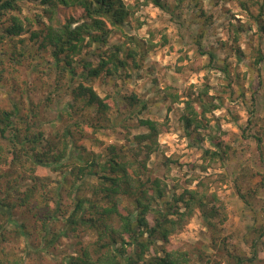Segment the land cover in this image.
<instances>
[{
	"label": "rangeland",
	"instance_id": "1",
	"mask_svg": "<svg viewBox=\"0 0 264 264\" xmlns=\"http://www.w3.org/2000/svg\"><path fill=\"white\" fill-rule=\"evenodd\" d=\"M126 1L135 8V15L126 26L125 34L115 32L104 47L114 48L121 43L124 48H132L131 38L137 37L144 52L143 57L137 56L140 66L129 59V67L118 75L110 78L103 74L85 82L102 97L120 93L150 99L149 108L140 116L164 123L168 129L158 136L157 150L147 158L150 172L144 177L159 176L167 182L170 191L175 189L177 193L197 189L204 194L208 207L218 209V217L211 219L195 207L173 235L170 247L189 250L192 264H235L231 253L241 256L244 264H264V235H260L264 230V61L257 62L256 58L259 49L264 52V30L260 28L264 25V0H184L181 3L166 0L163 8L145 0ZM70 12L61 8L56 17L64 21L63 14ZM22 14L29 16L32 30L47 20L41 7L25 8ZM239 26L244 30L237 33ZM29 35L30 32L23 34L26 42ZM38 51L44 59H50L48 53ZM84 51L88 60L100 59L101 51L96 45ZM209 51H213L215 58L207 67ZM32 61L37 62L38 57ZM225 64L228 72L218 68ZM11 65L16 64L13 61ZM20 67L27 73L18 69L22 75L30 74L26 61ZM41 69L45 71V79L52 80L46 65ZM35 87L32 96L35 101H44L40 107L43 111L46 108L48 118L61 113L73 98L66 85L51 100L46 99L50 87L37 91ZM0 91L4 93L3 88ZM0 99L8 109L9 98L0 95ZM187 99L193 100L199 111H203V103L209 107L204 117L200 114L205 128L193 136L187 134L183 122ZM212 104L219 108L210 109ZM145 131L135 117L125 126H110L96 134L98 141L90 147L96 153L112 144L137 150L139 147L130 139ZM211 134L228 145L226 160H212L204 154L211 147ZM143 156L144 153L140 159ZM21 164L26 169L21 172L25 179L19 181L18 189L22 192L36 183L49 196L68 174L67 165H32L25 159ZM19 169L23 170L21 166ZM12 172L18 174L16 168ZM9 191L6 176L2 174L0 199L5 196L16 199L20 192L11 190L8 196ZM61 193L63 206L68 207L67 188L63 187ZM240 193L245 194L250 204ZM26 216L29 237L17 230L14 221L9 222L0 214V258L5 262L59 264V257L74 246L77 250L88 249L94 258L98 256V237L94 230L80 228L75 236L62 233L56 242L45 247L52 235L42 230L33 213L26 206H18L13 211V218L19 223ZM208 219L217 222V226L209 225ZM2 226L6 227L2 229ZM254 242L257 256L253 254Z\"/></svg>",
	"mask_w": 264,
	"mask_h": 264
},
{
	"label": "trees",
	"instance_id": "2",
	"mask_svg": "<svg viewBox=\"0 0 264 264\" xmlns=\"http://www.w3.org/2000/svg\"><path fill=\"white\" fill-rule=\"evenodd\" d=\"M145 2L162 8L167 4L166 0ZM31 7H41L47 18L38 29H30L29 16L22 14ZM61 8L71 11L63 14L64 21L56 17ZM134 15L135 8L126 0H0V89L4 90L0 95L10 100L7 109L0 99V177L6 176L10 191H20L19 181L25 179L21 172H26L21 164L24 159L32 165L68 167V174L52 194L45 195L34 183L20 191L16 199L7 196L0 199V214L9 222L14 221L17 230L29 237L28 216L21 223L13 218L16 207L26 206L42 230L52 235L45 247L56 242L62 233L75 236L80 228L96 232L99 248L96 258L88 249L77 250L74 246L59 257V264H192L189 250L170 247L173 235L195 207L211 219L219 215L218 209L208 207L204 194L197 189L177 193L175 189L170 191L167 182L159 176L144 177L150 172L147 158L157 150L158 136L168 129L164 123L140 116L149 108L150 99L120 93L102 97L85 82L103 74L110 78L118 75L129 67V59L140 66L137 56L143 57L144 52L137 37L131 38L132 48H124L121 43L114 48L104 47L115 32L125 34ZM260 28L264 30V25ZM243 30L239 26L236 32ZM29 32L26 42L23 34ZM93 45L101 51L97 62L83 54ZM38 50L48 53L50 59H44ZM208 55L207 67L215 58L213 51ZM37 57V62L32 61ZM256 58L257 62L264 61L262 49ZM13 61L16 65L12 66ZM25 61L29 65L28 76L19 71L23 70L20 66ZM45 65L52 80L43 76L45 71L41 67ZM218 68L228 72L227 64ZM65 85L71 90L72 100L61 113L48 118L46 108L43 111L40 107L44 101H35L32 96L33 86L35 91L50 87L46 99L51 100L63 92ZM173 98L179 101L177 95ZM185 103L184 127L193 136L205 128L203 117L209 107L203 103V111H199L193 100L187 99ZM212 108L219 106L212 104ZM135 117L139 126L146 129L130 139L139 149L129 150L118 144L108 145L97 153L91 149L90 145L98 141L96 134L110 126H125ZM216 136L211 134V147L204 154L212 160H226L228 145ZM15 168L17 175L12 172ZM37 179L43 184L42 179ZM63 187L68 190V207L63 206ZM240 194L245 199V194ZM245 201L250 204L249 200ZM207 223L217 226L210 219ZM260 235H264V230ZM255 244L253 254L257 256ZM231 255L235 264H244L241 256ZM0 264L19 263L0 258Z\"/></svg>",
	"mask_w": 264,
	"mask_h": 264
}]
</instances>
